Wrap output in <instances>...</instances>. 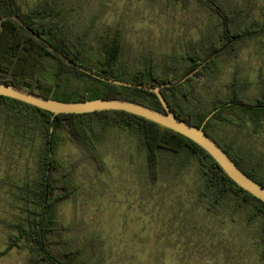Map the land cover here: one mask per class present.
I'll return each mask as SVG.
<instances>
[{"label":"trees","instance_id":"1","mask_svg":"<svg viewBox=\"0 0 264 264\" xmlns=\"http://www.w3.org/2000/svg\"><path fill=\"white\" fill-rule=\"evenodd\" d=\"M166 1L173 4L179 0ZM196 1L218 16L216 26L221 27L218 34L191 42L182 53L166 54L162 64L151 55L132 67L122 61L120 27H114L101 41L95 42L96 31L102 25L104 4L98 12L83 16V0H39L27 13L21 11L18 0H0V81L62 101L116 97L164 111L156 93L95 78L70 64L14 18L8 6L11 2L15 13L27 25L74 62L107 78L161 86L177 117L203 126L246 174L264 185L263 158L254 159L235 149L232 141L219 138L211 129L217 122L231 124L239 119L249 121L255 132L264 133V94L257 100L246 99L241 94L243 84L233 81L229 84L228 96L216 94L209 100L210 106L199 104L204 98L200 82L205 83L202 79L219 69V56L226 51L237 53L240 41L255 36L259 26L252 24L234 30L232 25L240 18L242 10L231 11L223 0ZM191 72L193 74L188 76ZM98 127L131 133L154 183L162 177L160 172L167 165L163 177L171 171L178 172L182 186H187L184 176L195 171L200 183L191 189L192 208L204 207L214 217L236 222L235 216L245 213L240 220L246 229L243 244L255 247L264 261V202L232 180L217 161L189 137L124 110L54 114L0 95L1 139L12 149H19L17 155L27 162L22 182L13 184L17 189L16 197L21 200V204H17L21 214L17 221L10 222L17 234L4 253L24 239L36 245L31 264L91 262L86 249L75 245V237L70 235L73 226L58 219L59 205L68 199L76 203L80 191L72 182L73 166L60 158L58 148L65 141L61 132H66L84 157L102 166L97 144L104 133ZM10 164L13 170L15 164Z\"/></svg>","mask_w":264,"mask_h":264},{"label":"rangeland","instance_id":"2","mask_svg":"<svg viewBox=\"0 0 264 264\" xmlns=\"http://www.w3.org/2000/svg\"><path fill=\"white\" fill-rule=\"evenodd\" d=\"M38 1L18 0V4L27 13ZM223 1L231 11L242 10L232 29L252 24L259 29L252 38L240 41L237 53H222L219 69L202 79L204 98L199 104L206 107L216 94L228 96L233 81L243 84L241 94L246 99L257 100L264 94V0ZM82 3L83 16H91L104 4L95 42L120 27L122 61L132 67L151 55L162 64L166 54L182 53L191 42L216 36L221 29L216 26L218 16L196 0ZM98 129L104 133L97 144L102 166L84 157L66 132H61L65 141L58 148L60 158L73 166L72 182L80 190L76 203L68 199L59 205L58 219L73 226L70 235L92 257L89 264H264L255 247L243 244L246 229L240 220L245 213L237 214L236 222L214 217L204 207L192 208L191 189L200 183L195 171L184 176L187 186H182L178 172L163 177L167 165L154 183L131 133L111 127ZM211 129L219 138L232 141L235 149L254 159L261 156L264 169V133L255 132L249 121L217 122ZM1 136L0 132V264H31L37 252L32 241L20 240L4 253L17 234L10 222L21 214V200L13 184L22 182L27 162Z\"/></svg>","mask_w":264,"mask_h":264},{"label":"water","instance_id":"3","mask_svg":"<svg viewBox=\"0 0 264 264\" xmlns=\"http://www.w3.org/2000/svg\"><path fill=\"white\" fill-rule=\"evenodd\" d=\"M11 13L14 18L24 26L29 32H31L34 36H36L39 40L48 45L50 49H52L59 56L67 60L70 64L74 65L78 69L84 71L85 73L104 80L111 81L121 85L128 86H136L147 91H151L157 94L164 111L155 109L151 106L145 105L143 103L123 99V98H94L80 101H62L52 97H48L30 90H27L23 87H20L15 84L6 83L0 81V95L8 96L42 109L49 110L54 114L59 113H89L100 110H124L138 116L147 118L154 122H157L163 126H166L170 129H173L196 143H198L201 147H203L222 167V169L227 173V175L234 180L237 184H239L242 188L259 198L264 202V185L257 182L253 178H251L248 174H246L229 156V154L209 135L207 134L203 126L193 125L180 117H177L175 113L170 108L166 98L161 92V86H148L144 84H135L130 83L118 79H111L104 76L99 75L98 73L89 70L88 68L74 62L71 58H69L66 54L57 49L54 45L49 43L44 37H42L39 33L34 31L26 22L21 19L13 10L11 2L8 3ZM191 72L188 76L192 75ZM188 76L184 77L181 81L185 80ZM226 105V104H224ZM213 114V112L207 117V119ZM52 132L53 128H51L50 135V155L52 154ZM49 173V168H48Z\"/></svg>","mask_w":264,"mask_h":264}]
</instances>
